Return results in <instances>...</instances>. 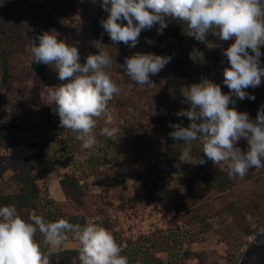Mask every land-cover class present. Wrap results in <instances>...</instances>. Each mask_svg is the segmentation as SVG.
<instances>
[{
	"label": "clouds",
	"instance_id": "9594fccd",
	"mask_svg": "<svg viewBox=\"0 0 264 264\" xmlns=\"http://www.w3.org/2000/svg\"><path fill=\"white\" fill-rule=\"evenodd\" d=\"M101 7L109 14L101 21L102 27L114 45L123 42L134 48L142 30L159 25L157 33L162 34L169 20L183 21L190 29L189 35L199 42H206L209 33L221 41L233 40L223 50L230 65L223 70V83L229 92L223 93L207 78L186 87L182 95L188 108L176 115L187 117L190 124H170L173 131L169 136L183 141L180 162H190L192 142L202 139L204 155L214 165L226 164L229 178H243L251 168H264V107L252 120L248 113L236 110L233 99L255 100L245 89L259 87L264 77L260 60L264 46L261 0H102ZM57 35L52 31L36 37L31 54L35 63L54 64L58 79L68 81L47 94L48 103L55 105L53 111L59 116L60 127L73 132L83 150L92 149L97 143L93 131L97 120L103 116L105 125L113 124L108 104L121 92L105 71L114 60L104 50L107 46L95 41L98 53L89 54L81 64L78 48L58 40ZM190 59L201 61L203 53L194 49ZM170 60L171 56L136 52L117 66L135 84L151 87L155 83L150 75H157ZM119 131L105 126L101 134L111 139L118 137ZM240 140L247 141L246 151L236 146ZM192 163L204 164L205 160L199 158ZM37 231L50 249L58 251L63 250L67 234L72 233L79 243L81 264H128L106 228L95 223L72 224L62 218L46 222L35 214L25 220L14 205L0 206V264H51V252H43L35 240Z\"/></svg>",
	"mask_w": 264,
	"mask_h": 264
},
{
	"label": "trees",
	"instance_id": "16d2710c",
	"mask_svg": "<svg viewBox=\"0 0 264 264\" xmlns=\"http://www.w3.org/2000/svg\"><path fill=\"white\" fill-rule=\"evenodd\" d=\"M47 4L48 6L40 7L36 15L38 17L32 16L31 25H10L0 38L1 89L10 90V84L18 76L15 61L22 51L21 46L31 47L36 37L44 32H51V27L54 28L56 25L57 21L51 12L54 4ZM0 5H2V11L7 10L6 4L0 3ZM43 21H47V24L42 25ZM158 27L159 25H155L150 29L149 39L152 41L150 53L166 56L165 47L168 44L189 45L200 51L201 44L205 45V42L199 43L189 35L190 29L183 21L169 20L162 34L157 33ZM260 50L261 66H264V46H261ZM29 61L28 71L43 80L47 79V73L55 71L53 64L35 63L33 56ZM118 63V65L123 64L122 61ZM197 67V64L191 60L171 57L170 62L157 75H150V79L155 83L151 87L135 84L123 69L115 68L118 78H114L121 92L109 102L108 108H114L125 121L136 119L139 123L146 124V129L137 134L128 135L129 149L124 151L120 160L109 167L105 174L103 173L104 177L100 182L113 180L112 184L120 188V199L124 206L136 201L146 204L154 202L161 206L170 218L169 225L175 227L173 233L179 232L178 224L181 222L186 228L185 234L199 237L218 232L220 225L226 224L227 219H232L240 233L248 236L252 233V225L264 220V168L249 169L243 178L238 176L229 178L227 167L219 168L221 164L214 165L204 155L202 139L192 142L190 164L184 166L183 162L179 161V155L184 150L183 141H176L169 136V133L173 131L170 124H182L184 127L190 124L187 117L176 115L179 110L188 108L182 95L186 89L180 86L177 79L192 82L195 79ZM105 71L108 75L111 73L107 68ZM52 81L42 87L45 94L44 100H47L49 92L68 82L67 80ZM220 87L223 93L229 92L227 86L220 85ZM257 97L255 96V100L248 98L238 100L233 96L236 101V110L248 113L249 118L256 117L258 110L263 107L259 104ZM130 100L135 101L132 107L128 105ZM8 102L7 97L0 96V112ZM151 102L153 109L150 108ZM54 107V104H49L44 108L47 123H51L58 117V114L53 111ZM229 107L232 105L230 104ZM162 110L164 112H161ZM129 112L130 115L127 116ZM18 131L19 127L13 120L8 119L0 125V152L19 144ZM79 145L80 142L74 145L75 152L78 151ZM236 146L244 151L248 148L246 140L238 141ZM199 158H203L205 163H192ZM56 169L54 156L40 159L36 168L30 164L22 166L12 186L8 187L4 184L6 186L3 191H0V206L14 205L19 215L25 220L35 214L42 216L46 222H55L62 218L69 223L82 226L87 224V216H98L100 226L113 234L121 248L120 255L128 258V264H165L157 255L173 249V233L158 230L149 237L127 241L123 246V240L114 231L115 223L107 215L109 186L102 183L99 193L92 194L90 184L87 181L81 182L76 176V170L65 173L59 180L64 198V203L59 205L49 198L44 182L46 177ZM185 169L186 172H183ZM172 176L178 178L177 185L168 184ZM127 180L140 183V194L135 197L128 195ZM197 181H201L205 186V193L201 196L195 194ZM163 188L164 193H161ZM171 211L175 212V216L171 217ZM67 235L68 239H74L72 233ZM231 244L235 245L237 242L231 241ZM184 255L186 259L198 260L201 254L184 252ZM51 260L56 261L57 264H81L79 248H63L62 251L51 252ZM226 262L237 264V252H230Z\"/></svg>",
	"mask_w": 264,
	"mask_h": 264
},
{
	"label": "rangeland",
	"instance_id": "374dc122",
	"mask_svg": "<svg viewBox=\"0 0 264 264\" xmlns=\"http://www.w3.org/2000/svg\"><path fill=\"white\" fill-rule=\"evenodd\" d=\"M0 3L6 4L7 8L6 11H2V5H0V38L8 26L31 25L32 16L38 14L40 7L48 6L47 3L54 4L51 12L57 23L54 28L51 27V32L58 34V40H64L78 48L81 64L86 62V57L89 54L98 53L99 50L94 46V42L101 41L107 46L104 50L114 60V63L108 66L107 69L111 72L109 76L116 84H118L115 80V78H118L116 76L118 72L114 70L115 68L118 70L122 69L117 66L119 61L124 63L125 57L132 56L136 52H151L150 44L147 42L150 40L149 37H151L150 30H142L138 43L134 48H130L123 42L113 44L101 24V21L109 15L101 7L102 0H0ZM261 4L264 5V0H261ZM46 24L47 21L42 22V25ZM233 42V40L221 41L218 37L209 33L205 45L201 44V51L199 50L203 53L201 61L194 62L190 59V53L193 52L194 48L189 47V45L174 46L168 44L165 47V55L188 59L197 64V73L192 82L177 79L182 88L186 89L193 83H199L202 78L210 79L220 86L224 85V68L230 67L227 58L223 55V50L227 49ZM30 48V46H21L22 51L17 55L15 61L17 66L16 74L18 76L10 84V90L0 88V96L7 97L9 101L0 112V125L10 119L19 127V144L14 148L0 152V191H3L6 186L4 184H7L8 187L12 186L14 180L16 181L17 176L20 174L22 166L30 164L33 168H36L40 159L54 156L57 169L46 177L44 182L49 198L55 200L59 205L64 203L59 180L65 173L76 170V176L79 180L81 182L87 181L90 184L92 194L99 193L100 184L102 185V183L109 186L108 202L106 204L108 216H110L109 210L116 206H120V208L126 206L135 207L138 204L142 206L155 204L156 206L157 204L154 202L146 204L141 201L132 202L133 204L128 203V205L124 206L120 199L119 186L112 184L113 180L106 181L104 179L106 182H100L103 180L102 177H104L106 170L120 160L124 151L129 149L128 135L142 132L146 129V124L139 123L136 119L132 121L127 119L125 121L124 117L121 118L114 108H108L113 116V124L105 125L104 117L99 118L93 130L97 143L92 149L83 150L81 142L76 140L75 134L60 127L59 116L53 119L51 123H47L44 108L50 103H48V100H44L45 94L42 87L52 83V80H59L58 73L55 69L54 72L47 73V79L43 80V78L29 72L28 64L32 57ZM53 67L55 68L54 64ZM261 79L262 82L259 87H249L245 91L251 95L258 96L259 104L264 107V77ZM41 94H43V99ZM133 102L135 101L130 100L128 105L132 107ZM150 108L153 109L152 102ZM161 112H164V110ZM128 115H130V112ZM250 119L255 120L256 117ZM105 126L117 127L120 130L118 137L114 136L110 139L102 135L101 130ZM76 142L78 144L80 142L77 152L74 151ZM189 164L190 162H183L184 166ZM226 167L227 165L224 163L219 166L221 169ZM183 172H186V169ZM177 179L176 176L170 177L168 184L177 185ZM127 186V193L130 197L140 194L141 185L137 181L127 180ZM160 192L164 193V188ZM204 193V184L201 181H197L195 184L196 196H201ZM161 209L164 211L162 207ZM110 219L112 220L111 216ZM169 221L170 219L167 221L168 224ZM88 223L100 225V218L95 215H89L87 216ZM252 228V233L244 236L235 227L233 220L227 219L226 224L219 226L218 232H211L199 237H192L190 234H185L181 231L175 232L173 233V249L166 253L158 254L157 257L165 264H227L226 258L228 254L236 251L238 255L237 264H264V220L260 223H254ZM114 231L118 233L124 243L126 239L122 236L121 231H116V224ZM35 240L43 252L57 251L55 248L50 249L44 243L43 235L39 231L35 235ZM128 241L132 240L129 239ZM231 241L237 242V244L232 245ZM63 248L77 249L79 248V243L75 239H68L65 241ZM184 252L201 254L200 259H186ZM51 264H57V262L51 260Z\"/></svg>",
	"mask_w": 264,
	"mask_h": 264
},
{
	"label": "built area",
	"instance_id": "2783aa9c",
	"mask_svg": "<svg viewBox=\"0 0 264 264\" xmlns=\"http://www.w3.org/2000/svg\"><path fill=\"white\" fill-rule=\"evenodd\" d=\"M109 212L116 224V231H121L122 236L126 239L123 246L129 239L135 241L138 237H149L158 230L172 234L175 229L168 224L167 221L170 219L168 215L155 204L148 206L138 204L135 207L126 206L124 208L116 206ZM173 216H175V212L171 211V217ZM178 228L181 232L186 229L181 222H179Z\"/></svg>",
	"mask_w": 264,
	"mask_h": 264
},
{
	"label": "crops",
	"instance_id": "0c3cea01",
	"mask_svg": "<svg viewBox=\"0 0 264 264\" xmlns=\"http://www.w3.org/2000/svg\"><path fill=\"white\" fill-rule=\"evenodd\" d=\"M61 191V190H60ZM63 196V195H62Z\"/></svg>",
	"mask_w": 264,
	"mask_h": 264
}]
</instances>
